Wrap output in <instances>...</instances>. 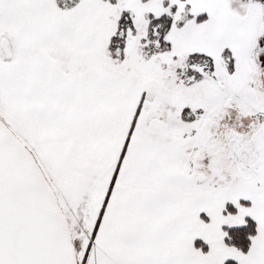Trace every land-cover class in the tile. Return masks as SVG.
Here are the masks:
<instances>
[{"label": "snow or ice", "instance_id": "snow-or-ice-1", "mask_svg": "<svg viewBox=\"0 0 264 264\" xmlns=\"http://www.w3.org/2000/svg\"><path fill=\"white\" fill-rule=\"evenodd\" d=\"M0 264H264V0H0Z\"/></svg>", "mask_w": 264, "mask_h": 264}]
</instances>
